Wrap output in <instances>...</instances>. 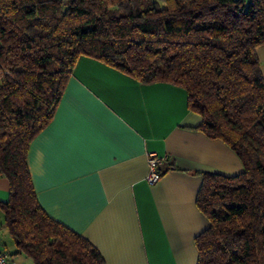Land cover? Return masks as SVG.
Masks as SVG:
<instances>
[{
	"label": "trees",
	"instance_id": "1",
	"mask_svg": "<svg viewBox=\"0 0 264 264\" xmlns=\"http://www.w3.org/2000/svg\"><path fill=\"white\" fill-rule=\"evenodd\" d=\"M264 0H0V201L13 256L34 264H105L85 237L39 204L28 164L81 57L142 84L187 92L197 130L243 171L201 173L208 227L197 264H264Z\"/></svg>",
	"mask_w": 264,
	"mask_h": 264
},
{
	"label": "crops",
	"instance_id": "2",
	"mask_svg": "<svg viewBox=\"0 0 264 264\" xmlns=\"http://www.w3.org/2000/svg\"><path fill=\"white\" fill-rule=\"evenodd\" d=\"M257 56L264 77V46ZM201 124L181 87L142 84L81 57L29 150L39 204L85 237L105 264H197L195 240L209 225L197 206L201 173L243 171L234 151L197 130ZM150 153L168 158L156 185L146 180ZM8 199L9 181L0 177V201ZM3 245L0 237L20 264L15 246Z\"/></svg>",
	"mask_w": 264,
	"mask_h": 264
},
{
	"label": "built area",
	"instance_id": "3",
	"mask_svg": "<svg viewBox=\"0 0 264 264\" xmlns=\"http://www.w3.org/2000/svg\"><path fill=\"white\" fill-rule=\"evenodd\" d=\"M168 161L167 157L158 156L155 153L149 154V173L147 182L149 185H156L163 175L161 170L162 165ZM0 264H17L14 259L0 247Z\"/></svg>",
	"mask_w": 264,
	"mask_h": 264
},
{
	"label": "rangeland",
	"instance_id": "4",
	"mask_svg": "<svg viewBox=\"0 0 264 264\" xmlns=\"http://www.w3.org/2000/svg\"><path fill=\"white\" fill-rule=\"evenodd\" d=\"M0 237L2 242L7 245L6 247H4L3 245V248L9 250V252H12L14 250V243L13 240L8 235L6 228L4 227V218L1 211H0ZM18 262L20 264H34V262L31 259L25 257L24 255L18 256Z\"/></svg>",
	"mask_w": 264,
	"mask_h": 264
}]
</instances>
